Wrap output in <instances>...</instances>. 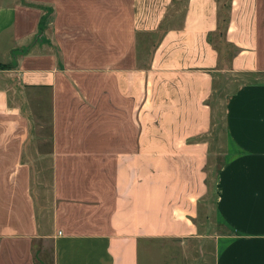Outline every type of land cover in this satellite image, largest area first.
Returning a JSON list of instances; mask_svg holds the SVG:
<instances>
[{
  "label": "crops",
  "instance_id": "0c3cea01",
  "mask_svg": "<svg viewBox=\"0 0 264 264\" xmlns=\"http://www.w3.org/2000/svg\"><path fill=\"white\" fill-rule=\"evenodd\" d=\"M178 1L0 0V264H39L43 246L48 264H139L145 239H214L213 264H264V0H229L231 72L248 80L225 100L212 192L222 231L212 236L198 218L220 0H184L175 23ZM141 36L157 39L140 64ZM30 89L49 106L47 152L29 142L15 102ZM37 162L52 176L47 225L31 184Z\"/></svg>",
  "mask_w": 264,
  "mask_h": 264
},
{
  "label": "rangeland",
  "instance_id": "374dc122",
  "mask_svg": "<svg viewBox=\"0 0 264 264\" xmlns=\"http://www.w3.org/2000/svg\"><path fill=\"white\" fill-rule=\"evenodd\" d=\"M180 1V2H179ZM177 4L173 5L169 12V15L173 16V22L177 23L181 16L180 10L184 8V0H179ZM219 18L222 24V19L227 17L228 11L231 8L229 0H220ZM223 31V28H221ZM141 45L140 51V64L147 58V53L156 42L157 37H139ZM209 40L213 46L216 47L220 54V61L217 76L213 83V92L209 99L205 102L211 109V134L208 138L209 141V153L207 161L204 165L205 174V186L207 192L199 203V218L198 225L201 232H204L207 236L221 233V228L214 220L213 213V184L215 182V175L221 168L225 154H226V139L224 130V111L225 100L228 95L234 92L240 84L246 83L248 77L239 75V73L231 72V55L233 50L226 45L225 39L222 36H218L217 33L211 35ZM145 65V64H144ZM105 91V90H104ZM26 92V91H25ZM26 98L24 100L18 97L15 102L17 104H23L25 110H27L30 121V136L29 142L38 144L39 151L47 152L49 150V128H50V113L49 106L46 103L42 108L37 106L35 99L36 90H27ZM23 97V96H21ZM45 98V96H43ZM37 98V96H36ZM28 100V101H27ZM45 101V100H44ZM109 111L111 109L108 108ZM110 120V118H109ZM79 169V164L63 165L62 173H69L74 170V167ZM112 164H103V170H105L110 176L112 172ZM31 184L32 190L36 199L38 218L41 225H47L52 220V176L50 168L46 164H33L31 165ZM95 173L98 169H94ZM93 171V172H94ZM110 173V174H109ZM65 182V181H64ZM110 182V178H109ZM65 194H67L65 192ZM68 198V197H65ZM64 203H72L73 199H63ZM68 214V213H67ZM67 215L65 216V218ZM67 228H74L72 223H66ZM213 240L203 239L197 240H142L139 243V264H213ZM50 246H43L42 252L38 255L37 261L39 264H48L51 262L49 254H51Z\"/></svg>",
  "mask_w": 264,
  "mask_h": 264
},
{
  "label": "trees",
  "instance_id": "16d2710c",
  "mask_svg": "<svg viewBox=\"0 0 264 264\" xmlns=\"http://www.w3.org/2000/svg\"><path fill=\"white\" fill-rule=\"evenodd\" d=\"M219 9H220V8H219ZM226 23H227V17H225V19H222V24H221V21H220V18H219V25H220L221 28H224V26H225ZM221 28H220V29H221ZM159 36H160V35H159ZM159 36H158V38H159ZM218 36H222V37H223V31H222V30H221L220 34H218ZM209 37H210V36H209ZM209 41H210V40H209ZM226 45L229 46L227 43H226ZM229 47H230V46H229ZM232 50H233V52H232V55H233V53H234L235 51H234V49H232ZM232 55H231V56H232ZM219 61H220V59H219ZM4 66H5V65H3V66H1V67H2V68H5ZM217 172H218V171H217Z\"/></svg>",
  "mask_w": 264,
  "mask_h": 264
}]
</instances>
